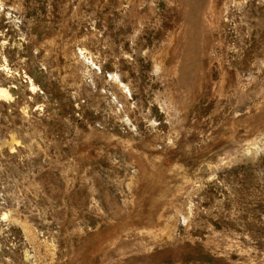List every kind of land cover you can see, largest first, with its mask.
I'll list each match as a JSON object with an SVG mask.
<instances>
[{"label": "rangeland", "instance_id": "obj_1", "mask_svg": "<svg viewBox=\"0 0 264 264\" xmlns=\"http://www.w3.org/2000/svg\"><path fill=\"white\" fill-rule=\"evenodd\" d=\"M0 264H264V0H0Z\"/></svg>", "mask_w": 264, "mask_h": 264}, {"label": "bare ground", "instance_id": "obj_2", "mask_svg": "<svg viewBox=\"0 0 264 264\" xmlns=\"http://www.w3.org/2000/svg\"><path fill=\"white\" fill-rule=\"evenodd\" d=\"M8 93L5 89L0 88V97H7Z\"/></svg>", "mask_w": 264, "mask_h": 264}]
</instances>
